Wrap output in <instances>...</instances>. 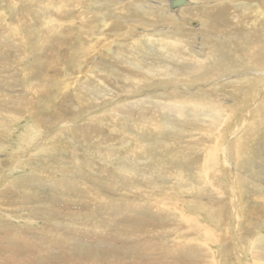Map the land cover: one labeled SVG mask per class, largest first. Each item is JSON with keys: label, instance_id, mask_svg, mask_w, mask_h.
I'll return each instance as SVG.
<instances>
[{"label": "rangeland", "instance_id": "rangeland-1", "mask_svg": "<svg viewBox=\"0 0 264 264\" xmlns=\"http://www.w3.org/2000/svg\"><path fill=\"white\" fill-rule=\"evenodd\" d=\"M128 1L0 0V67L10 70L0 71V264H264V68L245 64L248 54L264 60V0L191 6L227 11L234 21L239 17V29L224 32L216 23L208 34L196 30V18L188 17L190 25L174 20L191 49L212 55L206 70L230 69L228 77L182 83L178 90L152 76H134L146 80L133 84L124 58L162 71L177 67L172 61L182 55L162 56L150 46L144 37L172 40L158 32L168 23L150 25L162 13L144 11L148 0L132 11ZM222 77L232 79L228 93L214 94L224 85L211 84ZM163 89L187 99L181 116L169 109L124 114L135 100H161ZM57 113L66 117L55 121Z\"/></svg>", "mask_w": 264, "mask_h": 264}, {"label": "bare ground", "instance_id": "bare-ground-1", "mask_svg": "<svg viewBox=\"0 0 264 264\" xmlns=\"http://www.w3.org/2000/svg\"><path fill=\"white\" fill-rule=\"evenodd\" d=\"M143 1V0H142ZM156 3H154V4H156L155 5V7H154V10L153 9H151V7H152V4H153V2H152V0H148V2L149 3H146V2H144V5H142V7L144 8V11H148V10H150V11H152V12H154L155 13V11L156 10H159L160 11V13H162V14H155V15H153L152 16V21H154V23H150V25H153V24H155V23H159V22H162V23H168V24H166V26L164 27V28H162V29H158V32L159 33H162V34H165V35H170V36H172L171 38H172V40H159V39H155L154 37H153V35L152 36H146V37H144L147 41H148V44L150 45V46H153L154 47V49L155 50H158V52H160L161 54H162V56L164 55V54H168V52H170V51H172V52H174V53H180L181 55H182V57L181 58H174V60L172 61V64H174V65H176L177 67H172L171 65H165L164 67H163V69H162V71H159L158 69H157V67L156 66H153L152 68H145L144 66L145 65H143V66H141L140 64V62H142L143 60H141V61H139L138 59H136L135 61H133V63L132 62H130L128 59H123V61H124V64H126L127 66H129L130 67V69H131V74L133 75V79H132V81H133V84L135 85V86H138L139 84H142V86H143V83H145V81L144 80H146L147 78H149V76H152V78L154 77L155 79L156 78H160V80H162L164 83H165V81H168V82H170V85H171V82H174V83H176V84H174V87H172V85L171 86H168V87H172L173 88V90L175 89V90H178V87H177V85H179V84H182V83H186V82H191V84H192V82L194 81V82H201V80H205V79H207V80H211V79H213V78H216V77H218V76H220L221 74H223V73H225L226 72V76H227V70H230L229 68L228 69H223V70H220V69H215V70H206V65H207V61L209 60V59H211V56L212 55H207V53H205V56L204 57H202L201 56V54H202V52L204 51L203 49H201L200 47H196V48H190L187 44H186V42H185V40H184V38H183V35H182V33H180L181 32V29H183V27H181L180 25H178L177 27L174 25L175 23H174V20H176L177 19V17L178 18H180V20H182L183 21V23L184 24H187V25H190V24H192L193 23V21L194 20H192V19H188V17H193V18H196V20H198V21H194L197 25H196V30L198 31V30H201V29H204L208 34H210V33H212L213 31H215L216 29L215 28H210V27H212V26H214L216 23L218 24V25H216L217 27L219 26V27H225V29H224V32L226 31V30H228L230 27H231V25H233L235 28H240L241 27V25H242V22H239V21H237V18H239V17H236L235 16V21L233 20V18H232V15L229 13V12H227V11H222V10H220V8H218V9H216V10H197V9H195L194 7H191L192 5H200V4H206V3H211L213 0H187L188 1V4L186 5V6H184V7H182V8H179V9H177V10H172V9H170L171 10V12H170V14H166L167 12V9H169V7L171 8V2L173 1V0H170V2H167V0H154ZM224 1V0H223ZM251 1V0H250ZM123 2V1H122ZM128 2H134V3H132V5H131V7L130 8H128L129 10L131 9V11H132V9L133 8H135L136 9V6H138L139 7V9L140 10H142L141 8V5H140V2H141V0H129ZM214 2V1H213ZM130 3V4H131ZM143 3V2H142ZM168 3H170V6H169V4ZM134 4V5H133ZM129 5V3L127 4V6ZM117 7V6H116ZM122 8H125V6H123ZM139 9H137V10H139ZM248 9V8H247ZM250 10V9H249ZM248 10H245V12H247ZM174 13H176V15L174 14ZM170 15V16H169ZM243 15L245 16V14L243 13ZM162 16H164V17H166L165 19H163L162 18ZM241 16V15H240ZM241 21V20H240ZM242 21L244 22V24H245V17H243L242 16ZM127 22V21H126ZM144 23H147V24H149V22L148 21H146V20H144ZM216 27V28H217ZM161 28V27H160ZM37 29V28H36ZM222 29V28H221ZM223 30V29H222ZM235 30V29H234ZM242 30V29H241ZM201 32V31H200ZM223 32V31H222ZM193 33V35L195 36L196 35V33L195 32H192ZM233 33V32H232ZM152 34V33H151ZM202 34V33H201ZM205 34V33H204ZM237 34V33H236ZM243 34V33H242ZM215 35V38H216V34H214ZM233 35H235L234 33H233ZM262 35V34H261ZM207 36V35H206ZM211 36V35H210ZM209 36V37H210ZM239 36V35H238ZM238 36H236L235 38H237ZM4 37V36H3ZM200 37H201V35H200ZM204 37H205V35H204ZM234 37V36H233ZM18 38V37H17ZM206 38V42H207V37H205ZM239 38V37H238ZM210 39H213V37H210ZM209 39V40H210ZM143 40V39H142ZM201 41H204L203 40V38H202V40ZM235 41H237V40H235ZM260 41V40H259ZM209 42V41H208ZM139 43H141V39H140V42ZM194 43V42H193ZM192 43V44H193ZM201 44H203V43H201ZM235 44V43H234ZM261 44V43H260ZM259 44V45H260ZM143 45V44H142ZM197 45V44H196ZM208 45V44H207ZM206 45V46H207ZM233 45V44H232ZM18 46V45H17ZM193 46V45H192ZM235 46V45H234ZM22 47V46H21ZM136 47H138V46H136ZM205 47V46H204ZM237 47H238V45H237ZM159 48V49H158ZM236 48V47H235ZM197 50L196 52H194L193 54H189V50ZM257 49V48H256ZM136 50H138V48L136 49ZM140 50V49H139ZM141 50H142V48H141ZM144 50H142V52H143ZM206 51H209V52H211V53H208V54H212L213 53V51H210V49H208V50H206ZM231 51V50H230ZM140 52V51H139ZM142 52H140V53H142ZM248 52V51H247ZM264 53V52H263ZM254 54V53H253ZM120 55V54H119ZM123 54H121V56H122ZM256 55V54H255ZM156 57H157V55H156V52H154V55H153V57H152V59H151V61L153 60V59H155L156 60ZM264 57V56H263ZM148 61H149V58H147V57H145ZM261 58V57H260ZM118 60H122L120 57H118L117 58ZM138 60V61H137ZM246 60V62H245V64L246 65H250V66H254L255 68H260V69H263L264 68V60H262V61H257L253 56H251L250 54H248L247 55V59H245ZM119 62V61H118ZM134 62H136V63H134ZM121 63V62H120ZM148 63V62H147ZM3 66V65H2ZM244 66V65H243ZM3 67H5V66H3ZM2 67V68H3ZM245 67V66H244ZM1 67H0V71H2L1 69H2ZM8 68V67H7ZM6 67H5V69L8 71V69H7ZM4 69V70H5ZM14 70V69H13ZM254 70V69H253ZM264 70V69H263ZM10 71V70H9ZM8 71V72H9ZM15 71V70H14ZM258 71V70H257ZM5 72V71H4ZM16 72V71H15ZM115 72H116V70H115ZM239 72V71H238ZM259 72H263V71H259ZM2 73V72H1ZM11 73V72H10ZM17 73V72H16ZM231 73V72H230ZM9 74V73H8ZM7 74V75H8ZM18 74V73H17ZM260 74V73H259ZM134 76H136V77H146V79H144V80H142V79H139V78H134ZM224 76V75H223ZM230 76V75H229ZM234 76V75H233ZM233 76L231 77V78H233ZM256 76V75H255ZM228 77V76H227ZM226 77V79H224L223 77V79H222V82L221 83H217V82H215V83H212L211 85H212V87H217V85L219 84V85H224V86H218V87H220V88H222L221 90H219L218 92H216V93H214V94H217V93H220V91H222L223 93H225V94H227L228 93V91L226 90V87H229V86H226V83H229V85H231L230 83V80H232L231 78H227ZM260 78V77H259ZM263 78V77H262ZM117 80V79H116ZM216 80H218V79H216ZM233 80H236V79H233ZM244 81H241L242 83H241V86H244L245 84H246V80H245V78L243 79ZM262 80V79H261ZM93 82V81H92ZM113 82V81H112ZM147 82V81H146ZM167 82V83H168ZM193 82V83H194ZM220 82V81H219ZM95 83V82H94ZM99 83V82H98ZM102 83V82H101ZM101 83H100V86H101ZM110 83V81L108 82V84ZM164 83H162V84H164ZM235 83V85H237V83L238 82H234ZM234 83H233V85H234ZM247 83H250V81H247ZM263 83V82H262ZM92 84V83H91ZM118 84V83H117ZM67 85V84H66ZM93 85V84H92ZM104 85H105V81H104ZM114 85V84H113ZM115 85H116V83H115ZM118 85H120V84H118ZM169 85V84H168ZM176 85V86H175ZM186 85V84H185ZM199 85V84H198ZM215 85V86H214ZM232 85V86H233ZM131 86V85H130ZM133 86V85H132ZM160 86V85H159ZM181 86V85H180ZM187 86H189V85H187ZM200 86V85H199ZM208 86V85H207ZM207 86H204L203 88H200V89H204V88H207ZM210 86V85H209ZM259 86V85H258ZM86 87V86H85ZM93 87V86H92ZM103 87V86H102ZM112 87V86H111ZM110 87V88H111ZM118 87V86H117ZM201 87V86H200ZM4 88L5 89H7V88H9V85H7V84H5V86H4ZM82 88H84V86L82 87ZM95 88H96V86H95ZM95 88H93L94 90H96ZM99 88V90L102 92V89H101V87H98ZM160 88H161V86H160ZM64 89V88H63ZM92 89V91H94ZM117 89H119V88H117ZM121 89V88H120ZM129 89H131V88H129ZM147 89V88H146ZM157 89V88H156ZM169 89H171V88H169ZM104 90V89H103ZM158 90V89H157ZM165 92L164 93H162V95L163 94H165L164 96H163V98H162V95L160 96L161 97V100H154V99H151V98H149V97H147V98H145V99H142V100H135L134 102H130V104H131V106L130 107H127V109H130V110H127L126 112H124V114L125 115H127V116H130V111L132 110V111H136L137 112V114H138V116H145V115H147V113L148 112H151V113H153V115L155 114L154 112H158V113H160L159 111H165L166 109H169V110H172V111H175L177 114H179L180 116H181V114H182V112H184L183 111V109H185L186 107H185V105H186V101H187V99H186V101H184V100H181V101H179L178 99H175L174 97H176L175 96V94L172 92V91H170V92H172V94H170V93H168V92H166V90L165 89H163ZM172 90V89H171ZM180 90V89H179ZM84 91H85V89H84ZM134 91H136V90H134ZM134 91H130V90H128V92H131V93H133ZM194 91V90H193ZM209 91V90H208ZM80 92H82L83 93V91H80ZM86 92V91H85ZM89 91H87V93H88ZM90 93V92H89ZM97 93V92H96ZM100 93V92H99ZM106 94H109L108 92H105ZM104 93V94H105ZM118 93V92H117ZM175 93H176V91H175ZM77 94V93H76ZM75 94V95H76ZM105 94V95H106ZM111 94H114V93H111ZM128 94V93H127ZM213 94V92L211 93V92H209V94H208V96H215ZM84 95H86V94H84ZM89 95V94H88ZM181 95H182V93H181ZM186 95V94H185ZM242 95V94H241ZM260 95L261 94H259V97H260ZM262 95H263V93H262ZM218 96V95H217ZM85 97V96H84ZM94 97H95V95H94ZM184 97V96H183ZM188 97V96H187ZM235 97V96H234ZM78 98H79V96H78ZM97 98H99V97H97ZM185 98V97H184ZM190 98V97H189ZM227 98V97H226ZM233 98V97H232ZM83 98H81V99H79V101H81ZM90 99H92V98H90ZM110 99V98H109ZM131 99V98H130ZM197 99V98H196ZM1 100L4 102L3 104L4 105H6V106H8V102H7V98H1ZM78 100V99H77ZM191 100V99H190ZM195 100V99H194ZM259 100V99H258ZM198 101V100H197ZM215 101V100H214ZM188 102V101H187ZM194 102V101H193ZM258 102V101H257ZM206 103H211V102H206ZM213 103V102H212ZM259 103V102H258ZM185 104V105H184ZM201 104V103H200ZM260 104H261V102H260ZM264 104V103H263ZM12 105V104H11ZM193 105V104H192ZM207 105V104H206ZM256 105H258V104H256ZM83 106V105H82ZM97 106V105H96ZM181 106V107H180ZM194 107H199V108H201V109H203V107L202 106H195V105H193ZM205 106V105H204ZM25 107V106H24ZM86 107V106H85ZM123 107V106H122ZM125 107V106H124ZM207 107V106H206ZM209 107V106H208ZM212 107V106H211ZM20 108V107H19ZM22 108V107H21ZM28 109H29V107H27ZM120 107H118V109H119ZM209 109V108H208ZM221 109H222V107H221ZM221 109L220 110H216V111H214V112H216L217 114H219V111H221ZM255 109V108H254ZM36 110V109H35ZM205 110V109H204ZM24 111V110H23ZM113 111L115 112V113H117V107L115 108H113ZM121 111V110H120ZM120 111L118 112V113H120ZM206 111V110H205ZM210 111V110H209ZM212 111V110H211ZM256 111V110H255ZM2 112V111H1ZM24 112H26V110L24 111ZM113 112V113H114ZM135 112V113H136ZM202 112V111H201ZM253 112H254V110H253ZM60 113H61V111H60ZM60 113H57V115H55V118H54V120L55 121H60L61 120V118H62V116H61V114ZM158 113H157V115H158ZM166 113V112H165ZM170 113V112H169ZM173 113V112H172ZM62 114H63V112H62ZM120 114H122V113H120ZM124 114H123V116H124ZM260 114H262V113H260ZM116 115V114H115ZM160 115V114H159ZM168 115V114H167ZM170 115V114H169ZM174 115V114H173ZM65 116V115H64ZM63 116V117H64ZM80 116V115H79ZM112 116L113 115H111L110 117L112 118ZM117 116V115H116ZM122 116V117H123ZM126 116V117H127ZM134 116V115H133ZM180 116H176V118H179ZM256 116V115H255ZM261 116V115H260ZM66 117V116H65ZM109 117V116H108ZM131 117V116H130ZM135 117V116H134ZM209 117V116H208ZM116 118V117H115ZM115 118H112L113 119V121H114V119ZM125 118V117H124ZM136 118V117H135ZM168 118V117H167ZM174 118V117H173ZM17 119H18V117H17ZM67 119V118H66ZM98 119V118H97ZM108 119V118H107ZM107 119H106V121H107ZM118 119V118H117ZM180 119V118H179ZM220 119H221V117L219 118H217V119H215L216 120V123H213V124H211L210 126L211 127H215V124L217 125L218 124V122L220 121ZM101 121V120H100ZM110 121H112V120H110ZM123 121V120H122ZM125 121V120H124ZM124 121H123V123H124ZM145 122H146V120H144ZM15 122V121H14ZM47 122H50V121H47ZM52 122V121H51ZM92 122H93V120H92ZM103 122V120L101 121V123ZM105 122V121H104ZM108 122V121H107ZM116 122V121H115ZM142 122V121H141ZM141 122H139L140 124H142ZM227 122V121H226ZM99 122H97V124H98ZM130 123V122H129ZM132 123V122H131ZM138 123V122H137ZM148 123V122H147ZM197 123V122H196ZM249 123V122H248ZM144 124V123H143ZM146 124V123H145ZM148 124H150V123H148ZM257 124V123H256ZM117 125H119L118 123H117ZM122 125V124H121ZM207 125V124H206ZM115 126V125H114ZM145 126V125H144ZM149 126V125H148ZM155 126V125H154ZM199 126H201V125H199ZM247 126V125H246ZM100 127H102V125L100 126ZM100 127H98V126H96V131L100 128ZM123 127V126H122ZM125 127V126H124ZM153 127V126H152ZM152 127H151V129H152ZM202 127H203V124H202ZM216 128V127H215ZM223 128V127H222ZM259 128V127H258ZM143 129H145V128H143ZM147 129V128H146ZM150 129V130H151ZM162 129V128H161ZM242 129V128H241ZM94 130V129H93ZM120 130V129H119ZM122 130H126V129H122ZM149 129H147V131H148ZM154 130V129H153ZM206 130V128H199L196 132H199L200 133V131L201 132H207V131H205ZM240 130V129H239ZM144 131V130H143ZM95 132V131H94ZM124 132V131H123ZM135 132H137V131H135ZM89 133H92V130H89L88 129V134ZM125 133V132H124ZM123 133V134H124ZM189 133V132H188ZM208 133V132H207ZM246 133V132H245ZM121 134V133H120ZM91 136H92V134H90ZM90 135H88L89 137H90ZM210 135V134H209ZM121 136V135H120ZM134 136H135V134H134ZM133 136V137H134ZM185 136V135H184ZM198 136H199V134H198ZM236 136V135H235ZM128 137V136H127ZM130 138V137H129ZM132 138V137H131ZM138 138V137H137ZM136 138V139H137ZM87 139V138H86ZM97 139V138H96ZM135 139V138H134ZM135 139V140H136ZM152 139V138H151ZM96 141V140H95ZM138 141V140H137ZM136 141V142H137ZM181 141V140H180ZM98 141H96V143H97ZM125 142H127L126 140L124 141V143ZM99 143V142H98ZM139 143V142H138ZM173 143V142H172ZM203 143V142H202ZM22 144V143H21ZM26 144V143H25ZM147 144V143H146ZM230 144H232V142L230 143ZM161 145V144H160ZM173 145H175V143L173 144ZM179 145V144H178ZM30 146V145H29ZM99 146V145H98ZM167 145H165V147H166ZM168 146H170V145H168ZM172 146V145H171ZM231 145H229V147H230ZM20 147V146H19ZM175 147V146H174ZM232 147V146H231ZM26 148V147H25ZM221 148V147H220ZM237 148V147H236ZM161 149V148H160ZM159 149V150H160ZM165 149V148H164ZM240 149V148H239ZM23 150V149H22ZM21 150V151H22ZM163 149H161V151H162ZM167 150H169L170 152H172L170 149H168V147H167ZM218 150V149H217ZM164 152V151H163ZM168 152V151H167ZM169 152V153H170ZM221 152V151H220ZM166 154V153H165ZM164 156V155H163ZM212 156V155H211ZM213 156H214V154H213ZM22 157V156H21ZM84 157V156H83ZM87 157V156H86ZM230 157V156H229ZM161 158V157H160ZM163 158V157H162ZM164 158H166V157H164ZM86 159V158H85ZM169 159V158H168ZM181 159V158H180ZM213 159H214V157H213ZM161 160H164V159H161ZM166 160V159H165ZM178 160V159H177ZM206 160V159H205ZM83 161V160H82ZM180 161V160H179ZM79 162V161H78ZM164 162V161H163ZM163 162H161V163H163ZM213 162V161H212ZM80 163V162H79ZM77 164V163H76ZM205 164H206V161H205ZM177 165V164H176ZM167 167V166H166ZM163 168V167H162ZM161 168V169H162ZM165 168V167H164ZM173 168V167H172ZM204 168V167H203ZM161 169H159V170H161ZM205 169V168H204ZM173 170V169H172ZM218 170V169H217ZM184 172V171H183ZM239 172V171H238ZM169 173H170V171H169ZM154 174H155V176H156V173L154 172ZM182 174V173H181ZM181 174H179V175H181ZM169 175V174H168ZM172 175H173V173H172ZM2 176V175H1ZM167 176V175H166ZM171 176V175H170ZM176 176V175H175ZM180 177V176H179ZM68 178V177H67ZM169 178V177H168ZM178 179H180V178H178ZM203 179V178H202ZM65 180H67V179H65ZM70 180V179H69ZM181 180V179H180ZM207 180V179H206ZM73 182V181H72ZM93 182V181H92ZM157 182V181H156ZM160 182V181H159ZM74 183V182H73ZM90 183H91V181H90ZM161 183V182H160ZM159 183V184H160ZM70 184V183H69ZM159 184H157V185H159ZM211 184H213V183H211ZM64 185H66V183L64 184ZM92 185H93V183H92ZM153 185V184H152ZM155 185V184H154ZM69 186V185H68ZM75 185H73V186H71V187H74ZM164 186V185H163ZM162 186V187H163ZM208 186V185H207ZM212 186V185H211ZM214 188H215V190H218L217 188H219V187H216L215 185L213 186ZM154 188V187H153ZM163 188H165L166 189V187L164 186ZM66 190H67V188H65ZM69 189V188H68ZM155 190H156V188H154ZM164 189V190H165ZM9 190V189H8ZM72 190V189H71ZM163 190V191H164ZM192 190V189H191ZM10 191V190H9ZM70 191V190H69ZM71 192V191H70ZM151 192V191H150ZM156 192V191H155ZM6 193H8V192H6ZM72 193V192H71ZM157 193V192H156ZM166 193V192H165ZM167 193H168V191H167ZM174 193V192H173ZM10 194V193H9ZM73 194V193H72ZM155 194V193H154ZM154 194H153V196H154ZM158 194V193H157ZM163 194V193H162ZM70 195V194H69ZM156 195V194H155ZM161 195V194H160ZM68 196V195H67ZM72 196V195H71ZM74 196V195H73ZM152 196V197H153ZM180 196V195H179ZM178 196V197H179ZM7 197V196H6ZM156 197V196H155ZM161 197V196H160ZM163 197V196H162ZM165 197V196H164ZM224 197V196H223ZM157 199H158V197H156ZM181 198V197H180ZM212 198V197H211ZM13 199V198H12ZM76 200H77V198H75ZM74 200V199H73ZM160 200V199H159ZM93 201V200H92ZM178 201V200H177ZM16 202V201H15ZM148 203H150L149 201H147ZM156 202V204L154 203V202H152V203H154L155 204V206H157V202H158V200L157 201H155ZM152 203H150V204H152ZM164 203V202H163ZM222 203V202H221ZM132 204H134V202L132 203ZM165 204V203H164ZM167 204H168V202H167ZM6 205V204H5ZM13 205V204H12ZM131 205V204H130ZM137 205H139V203L138 204H136V206ZM142 205H144V204H142ZM132 206V205H131ZM130 206V207H131ZM134 206V208L136 207L135 205H133ZM145 206V205H144ZM151 206V205H150ZM153 206V205H152ZM162 206V205H161ZM206 206V205H205ZM239 206V205H238ZM9 207V206H8ZM159 207V206H158ZM3 208V207H2ZM151 208H154V207H151ZM156 208V207H155ZM167 208V207H166ZM11 209V208H10ZM13 209H16V208H13ZM147 209V208H146ZM4 211V210H3ZM137 211V210H136ZM135 211V212H136ZM143 211V210H142ZM155 211V210H154ZM161 211V210H160ZM164 211V210H163ZM134 212V213H135ZM147 212V211H146ZM149 212H150V210H149ZM149 212H147V213H149ZM143 213V212H142ZM90 215H92L93 216V214H91V213H89ZM138 214V213H137ZM164 214V213H163ZM134 215H136V213L134 214ZM142 215V214H141ZM140 215V216H141ZM145 215V214H144ZM146 215H148V214H146ZM155 216H157V215H155ZM139 217V216H138ZM145 217V216H144ZM143 217V218H144ZM169 217V216H168ZM130 218H131V216H130ZM159 218V217H158ZM162 218V217H161ZM187 218V217H186ZM133 219V218H132ZM137 219H139V218H137ZM160 219V218H159ZM189 219V218H188ZM118 220V219H117ZM125 220V219H124ZM144 220H145V218H144ZM147 220H148V218H147ZM133 221V220H132ZM164 221V220H163ZM145 222H146V220H145ZM165 222V221H164ZM108 223V222H107ZM148 223V222H147ZM245 223V222H244ZM106 225V224H105ZM108 225V224H107ZM144 225V224H143ZM187 225V224H186ZM185 225V226H186ZM166 226V225H165ZM170 226H171V224H170ZM183 226V225H182ZM181 226V227H182ZM146 227H148V224H147V226H145L144 228L146 229ZM163 228V227H162ZM186 228H188V226L186 227ZM114 229H112L111 231H113ZM188 230V229H187ZM191 231V230H190ZM206 231V230H205ZM180 233V232H179ZM182 234H184V233H181V235ZM192 234H193V231H192ZM186 235V234H185ZM185 235H183V236H185ZM194 235V234H193ZM183 236H181V237H183ZM187 236H189L188 234H187ZM191 237H192V235H190ZM174 237H176V236H174ZM195 237V236H194ZM190 238V237H189ZM174 239H176V238H174ZM179 239V238H178ZM187 241H188V239H186ZM197 241V240H196ZM17 242V241H16ZM190 242H192V241H190ZM18 243H20V241L18 242ZM175 243V242H174ZM186 244V243H185ZM181 245V244H180ZM190 245V244H189ZM195 245V244H194ZM14 246H16V245H14ZM176 246H178L177 244H176ZM196 246H197V244H196ZM199 246V245H198ZM183 249L185 248V247H182ZM181 249V248H180ZM196 249V248H195ZM185 250V249H184ZM172 251H174L173 249H172ZM186 252V251H185ZM188 252V251H187ZM202 252V251H201ZM190 253H193V252H190ZM190 253H189V255H190ZM4 255H5V253H3ZM2 254V255H3ZM200 254V253H199ZM6 255H8V254H6ZM171 255V254H170ZM202 255V254H201ZM8 257V256H7ZM7 257H4V258H7ZM198 257H202V256H198ZM9 258V257H8ZM174 259V258H173ZM11 260H14L13 258L12 259H9V261H11ZM188 260V259H187ZM7 261V260H6ZM2 262H3V260H2ZM11 262H13V261H11ZM149 262V261H148ZM204 262V261H203ZM157 263V262H156ZM159 263V262H158ZM176 263V262H175ZM11 264V263H10ZM188 264V263H187Z\"/></svg>", "mask_w": 264, "mask_h": 264}, {"label": "water", "instance_id": "water-1", "mask_svg": "<svg viewBox=\"0 0 264 264\" xmlns=\"http://www.w3.org/2000/svg\"><path fill=\"white\" fill-rule=\"evenodd\" d=\"M188 4L187 0H173L171 2V9L177 10L179 8H182Z\"/></svg>", "mask_w": 264, "mask_h": 264}, {"label": "crops", "instance_id": "crops-1", "mask_svg": "<svg viewBox=\"0 0 264 264\" xmlns=\"http://www.w3.org/2000/svg\"><path fill=\"white\" fill-rule=\"evenodd\" d=\"M93 69L98 70V67L97 66H94Z\"/></svg>", "mask_w": 264, "mask_h": 264}]
</instances>
